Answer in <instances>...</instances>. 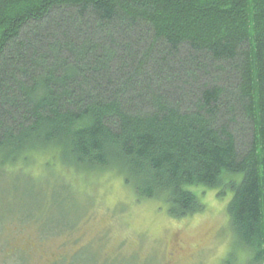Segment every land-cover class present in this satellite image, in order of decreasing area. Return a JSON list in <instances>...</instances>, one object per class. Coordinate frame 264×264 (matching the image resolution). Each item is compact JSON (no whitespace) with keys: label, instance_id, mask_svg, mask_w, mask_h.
<instances>
[{"label":"trees","instance_id":"1","mask_svg":"<svg viewBox=\"0 0 264 264\" xmlns=\"http://www.w3.org/2000/svg\"><path fill=\"white\" fill-rule=\"evenodd\" d=\"M45 152L173 218L230 191L264 264V0H0V164Z\"/></svg>","mask_w":264,"mask_h":264},{"label":"rangeland","instance_id":"2","mask_svg":"<svg viewBox=\"0 0 264 264\" xmlns=\"http://www.w3.org/2000/svg\"><path fill=\"white\" fill-rule=\"evenodd\" d=\"M38 155L0 164V264H259L237 245L226 189L192 187L203 210L173 218L120 172Z\"/></svg>","mask_w":264,"mask_h":264},{"label":"flooded vegetation","instance_id":"3","mask_svg":"<svg viewBox=\"0 0 264 264\" xmlns=\"http://www.w3.org/2000/svg\"><path fill=\"white\" fill-rule=\"evenodd\" d=\"M41 226H42V225H41ZM43 231H44V230H43V227H42L41 232H43ZM42 234H43V233H42ZM22 251L25 253L24 255L29 256V255L31 254V253L28 252L27 249L22 248ZM6 253H7L8 257H9L10 255H14V254H13V250H11V251H7ZM173 254H174L173 252H169L168 255H169V257H172ZM21 258H23V256H22V257H19L18 260H21V261H22ZM49 261H50V260H49Z\"/></svg>","mask_w":264,"mask_h":264}]
</instances>
